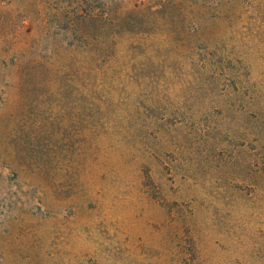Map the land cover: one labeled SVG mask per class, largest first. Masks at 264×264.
I'll return each instance as SVG.
<instances>
[{
  "label": "rangeland",
  "instance_id": "374dc122",
  "mask_svg": "<svg viewBox=\"0 0 264 264\" xmlns=\"http://www.w3.org/2000/svg\"><path fill=\"white\" fill-rule=\"evenodd\" d=\"M0 264H264V0H0Z\"/></svg>",
  "mask_w": 264,
  "mask_h": 264
}]
</instances>
